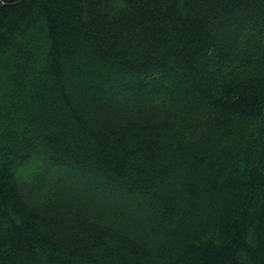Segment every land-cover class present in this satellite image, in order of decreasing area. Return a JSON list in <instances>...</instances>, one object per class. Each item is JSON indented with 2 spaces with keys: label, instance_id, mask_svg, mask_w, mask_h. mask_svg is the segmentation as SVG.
I'll return each mask as SVG.
<instances>
[{
  "label": "trees",
  "instance_id": "1",
  "mask_svg": "<svg viewBox=\"0 0 264 264\" xmlns=\"http://www.w3.org/2000/svg\"><path fill=\"white\" fill-rule=\"evenodd\" d=\"M0 0V264H264V0Z\"/></svg>",
  "mask_w": 264,
  "mask_h": 264
},
{
  "label": "water",
  "instance_id": "2",
  "mask_svg": "<svg viewBox=\"0 0 264 264\" xmlns=\"http://www.w3.org/2000/svg\"><path fill=\"white\" fill-rule=\"evenodd\" d=\"M22 1H24V0H21L20 2H17V3H21Z\"/></svg>",
  "mask_w": 264,
  "mask_h": 264
}]
</instances>
